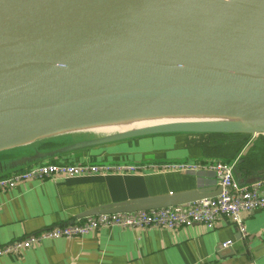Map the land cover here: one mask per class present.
<instances>
[{"label":"water","instance_id":"95a60500","mask_svg":"<svg viewBox=\"0 0 264 264\" xmlns=\"http://www.w3.org/2000/svg\"><path fill=\"white\" fill-rule=\"evenodd\" d=\"M173 114L225 119L124 125ZM167 133L264 134V0H0V153L66 139L1 163L0 177L80 148ZM221 191L108 203L75 222Z\"/></svg>","mask_w":264,"mask_h":264},{"label":"crops","instance_id":"0c3cea01","mask_svg":"<svg viewBox=\"0 0 264 264\" xmlns=\"http://www.w3.org/2000/svg\"><path fill=\"white\" fill-rule=\"evenodd\" d=\"M65 142L66 139L59 138L35 148L0 153V164L18 163L27 154L50 151ZM182 159L194 168H157ZM232 160L237 161L235 175L241 183L264 177V134H155L80 148L50 158L47 162L132 164L137 170L33 180L0 191V247L73 223L80 213L104 204L200 186L216 187L218 179L208 165ZM262 190L264 193V185ZM244 221V232L225 221L215 229L200 225L172 230L102 227L82 237L46 240L19 255H2L0 264H264V208L244 213ZM228 240L232 244L223 248L221 244Z\"/></svg>","mask_w":264,"mask_h":264},{"label":"built area","instance_id":"2783aa9c","mask_svg":"<svg viewBox=\"0 0 264 264\" xmlns=\"http://www.w3.org/2000/svg\"><path fill=\"white\" fill-rule=\"evenodd\" d=\"M164 164V165H163ZM157 168L160 170H192L190 163L166 162ZM222 186L217 196L204 198L187 204L165 208L100 214L84 217L77 222L53 227L41 232L27 235L3 247L0 256L19 255L24 250L36 247L49 239L82 237L102 227H127L130 229H177L180 227L200 225L215 229L220 222L233 223L241 232L246 230L244 213L264 208L263 180L252 184L241 183L235 175V165L230 162H216L208 165ZM137 170L136 165L91 162H46L31 165L22 170L0 177V191L18 187L25 182L37 180H59L78 176L125 174ZM232 244L228 240L221 244L227 248Z\"/></svg>","mask_w":264,"mask_h":264},{"label":"bare ground","instance_id":"6f19581e","mask_svg":"<svg viewBox=\"0 0 264 264\" xmlns=\"http://www.w3.org/2000/svg\"><path fill=\"white\" fill-rule=\"evenodd\" d=\"M225 119L217 115H187V114H173V115H159V116H140L135 117L124 123L125 126L130 127H145L155 125L159 123H172V122H184V121H213ZM118 127L119 124L110 126ZM112 129V128H108Z\"/></svg>","mask_w":264,"mask_h":264},{"label":"trees","instance_id":"16d2710c","mask_svg":"<svg viewBox=\"0 0 264 264\" xmlns=\"http://www.w3.org/2000/svg\"><path fill=\"white\" fill-rule=\"evenodd\" d=\"M228 162H230V161H228Z\"/></svg>","mask_w":264,"mask_h":264}]
</instances>
